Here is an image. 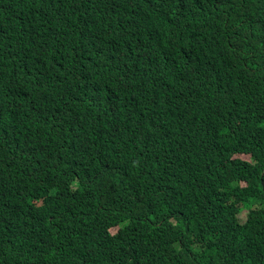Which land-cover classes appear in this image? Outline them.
Listing matches in <instances>:
<instances>
[{"label": "trees", "instance_id": "16d2710c", "mask_svg": "<svg viewBox=\"0 0 264 264\" xmlns=\"http://www.w3.org/2000/svg\"><path fill=\"white\" fill-rule=\"evenodd\" d=\"M263 181L264 0H0V264H264Z\"/></svg>", "mask_w": 264, "mask_h": 264}, {"label": "clouds", "instance_id": "9594fccd", "mask_svg": "<svg viewBox=\"0 0 264 264\" xmlns=\"http://www.w3.org/2000/svg\"><path fill=\"white\" fill-rule=\"evenodd\" d=\"M15 18L17 19V21H18V20L21 21V19L23 18V16L19 14V15H16ZM223 96H224L225 99L231 101V99L228 98V97L225 95V93L223 94ZM229 101H228L227 103H231V102H229ZM225 119H226V118H225ZM223 121H224V120H223ZM226 121L228 122V119H226ZM227 122L224 121L225 124H226ZM228 125H229L231 128H232V127H237V128H239V127L241 126V124L239 123V121H238L235 125H232V124H230V122H228ZM243 155H246V154H237V155H235V157H240V158H242V159H245V157H244ZM247 156L250 157V155H247ZM246 160H248V159H246ZM263 189H264V181H263ZM248 210H249V209H248ZM248 210H246V211L240 213V215L243 217V220H242V221H244V220L247 219ZM240 215H239V217H240ZM240 219H241V218H240Z\"/></svg>", "mask_w": 264, "mask_h": 264}, {"label": "rangeland", "instance_id": "374dc122", "mask_svg": "<svg viewBox=\"0 0 264 264\" xmlns=\"http://www.w3.org/2000/svg\"><path fill=\"white\" fill-rule=\"evenodd\" d=\"M244 157H245V159H250V157L249 156H247V155H243ZM240 218H241V220H243V217L240 215Z\"/></svg>", "mask_w": 264, "mask_h": 264}]
</instances>
